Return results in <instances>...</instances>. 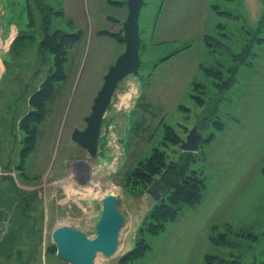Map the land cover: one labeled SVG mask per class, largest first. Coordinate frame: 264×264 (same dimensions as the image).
Returning a JSON list of instances; mask_svg holds the SVG:
<instances>
[{"label": "rangeland", "instance_id": "obj_1", "mask_svg": "<svg viewBox=\"0 0 264 264\" xmlns=\"http://www.w3.org/2000/svg\"><path fill=\"white\" fill-rule=\"evenodd\" d=\"M64 1L43 0L64 14L45 10L44 25L35 0H0V205L6 206L0 207V224L7 220L3 210L10 218L8 233L0 232V264H68L56 257L52 232L70 226L93 239L108 195L117 198L125 223L116 254H98L94 264H117L133 250L157 204L146 194L150 186L137 192L130 178L155 151L168 168L175 167L154 175L167 192L187 175L205 186L198 205L182 208L160 234L147 236L151 251L133 264H198L202 250L209 252L205 264L207 256L213 262L264 264V0H144L141 66L119 84L94 158L71 139L86 124L85 117L66 121L76 84L70 78L82 68L92 36L113 40L115 63L124 50L127 0H100L104 16L94 34L90 27H68ZM87 5L82 0L76 11L72 3L68 7L86 18ZM164 12L167 19H188L164 28ZM79 29L83 37L67 51L66 78L54 85L29 147L24 141L35 124L26 130L22 120L53 71L52 55L40 51V41L49 31ZM193 127L202 140L196 152H184L181 142ZM178 226L198 231L195 243L175 258L158 237ZM211 235L223 242L214 245Z\"/></svg>", "mask_w": 264, "mask_h": 264}, {"label": "water", "instance_id": "obj_2", "mask_svg": "<svg viewBox=\"0 0 264 264\" xmlns=\"http://www.w3.org/2000/svg\"><path fill=\"white\" fill-rule=\"evenodd\" d=\"M143 2L144 0H127V17L122 24L124 50L102 77V84L93 99L91 112L84 119L86 127L83 130H74L71 134L74 144L85 150L91 158L98 154L104 116L119 84L128 76H136L141 66L139 15ZM201 140V134L193 127L181 142L180 149L184 152H196ZM163 193L157 185H152L146 190V194L155 202L161 200ZM124 223L125 218L118 209L117 198L108 195L102 200V212L95 224L93 239L70 226L58 227L52 232L56 257L68 264H94L98 254L112 257L118 250L119 234Z\"/></svg>", "mask_w": 264, "mask_h": 264}, {"label": "trees", "instance_id": "obj_3", "mask_svg": "<svg viewBox=\"0 0 264 264\" xmlns=\"http://www.w3.org/2000/svg\"><path fill=\"white\" fill-rule=\"evenodd\" d=\"M35 1L38 5V10L42 14V21L44 25L48 23L49 19V14H45V10H49L51 13L54 12L59 16H64L61 7L58 9V11H54L52 6H47L45 3H43V0H41V3L40 0ZM66 24L69 25L68 27L70 29H75L73 27L74 24L71 21H66ZM99 33L102 34L105 32ZM110 36L115 38L118 37L117 34L113 33H111ZM82 37L83 32L80 29L70 33H61L57 30L53 32H46L40 41V51L52 55L53 71L46 77L40 88L32 95L30 99V105L32 106L33 110H31L26 118L22 120L25 124L24 129L26 130L28 129V123L31 122L35 124L33 127L34 132L32 133V136L27 133L24 141L25 144L29 145V147L34 142V133L37 129V126L44 119L46 113L45 103L52 95L55 87L54 85L58 82L64 81L66 78L65 66L67 51L72 44L80 40ZM41 55L43 54L41 53ZM30 132L31 130L29 133ZM174 168V166L168 168V165L165 163V156L161 152L155 151L145 161L138 164L137 171L131 173L130 178H133V185L135 188L137 187L135 189L137 192L146 190L148 186L157 185L163 190L164 193L161 200L156 202L157 204L155 205L154 210L148 216V218L145 219L143 226L138 232L139 234L136 238L135 247L133 250L122 256L117 264H133L135 260L142 257L148 250H150L151 246L147 242V236H157L163 231L168 223L178 219L182 208L194 207L200 203L202 191L204 190L205 186L204 181L201 178L187 175L182 178L180 183L174 186L173 190L168 192L162 183H160L158 180H155L154 175L161 174L164 169L173 172ZM165 194H167V201H163ZM210 240L214 245H220L221 242H223L219 236L215 237V235H211ZM211 258L215 257L207 256V258H205L207 264H233L226 263L222 260L213 262L211 261Z\"/></svg>", "mask_w": 264, "mask_h": 264}, {"label": "crops", "instance_id": "obj_4", "mask_svg": "<svg viewBox=\"0 0 264 264\" xmlns=\"http://www.w3.org/2000/svg\"><path fill=\"white\" fill-rule=\"evenodd\" d=\"M90 2V5L86 6V14L87 17L81 16H74L73 11L69 10V4H73L76 11V2L81 3L82 0H66L64 1V6L67 7V13L69 14L68 19L71 20L76 27H86L87 29L90 27L92 33L94 34L96 30H99L100 20L103 17V9L100 7L102 3L100 0H87ZM66 2V3H65ZM103 4V3H102ZM167 9L165 10V12ZM165 12L163 13V18L165 17ZM76 14V13H75ZM78 15V14H76ZM83 18V20H80ZM87 19V20H86ZM188 17H183L182 15H173L170 19L165 17L163 23L164 28L167 26H178L180 27ZM103 20V19H102ZM94 28V29H93ZM92 34V35H93ZM90 41V42H89ZM88 49L85 51V57L82 59L83 66L77 71L75 74H71L70 80L76 79V84L72 89V103L70 105L68 116L66 117V121L73 122L74 118L86 117L90 110L92 101L96 96L97 91L100 89L102 84V77L107 72L108 68L112 66L111 62L116 56V45L114 44L112 39L106 37H96L92 36L90 40H88ZM105 69V71H104ZM76 124V123H75ZM257 201L252 202V205H255ZM4 208L6 206H1ZM251 215H260L255 211H250ZM5 216L4 219L10 220L9 213L5 210L2 211V215ZM8 217V218H7ZM182 218V217H181ZM174 224V223H173ZM180 224V221L178 222ZM197 229H184L180 226L173 227L172 230L168 228L166 231L161 234L158 238H164L162 241V247L167 249L168 252L172 254H178L174 256L175 258H180V253L184 252L185 250L189 249L193 243H195V237L197 236ZM170 242V244L168 243ZM151 250H149L150 252ZM204 252L203 250L198 253V264H205L204 263V253L208 254L209 252ZM159 254V253H158ZM156 254L155 256H157ZM146 256V255H145ZM144 258V257H143Z\"/></svg>", "mask_w": 264, "mask_h": 264}, {"label": "built area", "instance_id": "obj_5", "mask_svg": "<svg viewBox=\"0 0 264 264\" xmlns=\"http://www.w3.org/2000/svg\"><path fill=\"white\" fill-rule=\"evenodd\" d=\"M8 230H9V224H8V221L5 220V221H1V224H0V232L2 235L8 233Z\"/></svg>", "mask_w": 264, "mask_h": 264}, {"label": "flooded vegetation", "instance_id": "obj_6", "mask_svg": "<svg viewBox=\"0 0 264 264\" xmlns=\"http://www.w3.org/2000/svg\"><path fill=\"white\" fill-rule=\"evenodd\" d=\"M81 167H83V166H81ZM84 169H86V170H89L87 167L85 168V166L83 167ZM163 191V190H162Z\"/></svg>", "mask_w": 264, "mask_h": 264}]
</instances>
